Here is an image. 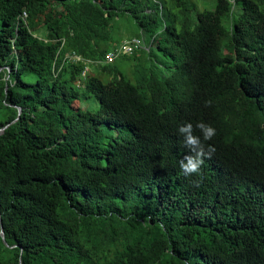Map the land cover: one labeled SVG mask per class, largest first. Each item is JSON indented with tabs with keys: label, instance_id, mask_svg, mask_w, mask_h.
<instances>
[{
	"label": "trees",
	"instance_id": "16d2710c",
	"mask_svg": "<svg viewBox=\"0 0 264 264\" xmlns=\"http://www.w3.org/2000/svg\"><path fill=\"white\" fill-rule=\"evenodd\" d=\"M125 16L148 40L122 68ZM9 124L0 264H264V0H0Z\"/></svg>",
	"mask_w": 264,
	"mask_h": 264
},
{
	"label": "clouds",
	"instance_id": "9594fccd",
	"mask_svg": "<svg viewBox=\"0 0 264 264\" xmlns=\"http://www.w3.org/2000/svg\"><path fill=\"white\" fill-rule=\"evenodd\" d=\"M197 128L201 130L204 140H210L215 135V129L210 125L199 123ZM179 131L185 136L186 146L194 153V155H188L180 161V168L185 175L199 174L204 163V157L209 155V153L205 152L201 139L193 135L192 124L181 126ZM210 151H214V149H210Z\"/></svg>",
	"mask_w": 264,
	"mask_h": 264
},
{
	"label": "rangeland",
	"instance_id": "374dc122",
	"mask_svg": "<svg viewBox=\"0 0 264 264\" xmlns=\"http://www.w3.org/2000/svg\"><path fill=\"white\" fill-rule=\"evenodd\" d=\"M199 3V11L214 10L216 6V0H195ZM113 37L116 42L131 41L133 39L148 40V34L141 33V30L137 23L129 16L121 17L113 21ZM116 66L127 68L130 66V59L120 58L116 61ZM86 105H83L85 108ZM98 108V107H97Z\"/></svg>",
	"mask_w": 264,
	"mask_h": 264
},
{
	"label": "built area",
	"instance_id": "2783aa9c",
	"mask_svg": "<svg viewBox=\"0 0 264 264\" xmlns=\"http://www.w3.org/2000/svg\"><path fill=\"white\" fill-rule=\"evenodd\" d=\"M142 48H143V42L140 39H133L131 41L125 42L119 48L107 54L105 58V63L112 64L120 57L133 55L135 52H137ZM72 59L80 61V58L76 56H73Z\"/></svg>",
	"mask_w": 264,
	"mask_h": 264
},
{
	"label": "water",
	"instance_id": "95a60500",
	"mask_svg": "<svg viewBox=\"0 0 264 264\" xmlns=\"http://www.w3.org/2000/svg\"><path fill=\"white\" fill-rule=\"evenodd\" d=\"M11 124H9L8 126L4 127L3 129L0 130V135L4 133V131L10 126ZM0 222H1V213H0ZM1 228L3 229V225L1 224ZM3 239H4V243L7 245V242L5 240V235L4 232L2 231L1 233Z\"/></svg>",
	"mask_w": 264,
	"mask_h": 264
}]
</instances>
